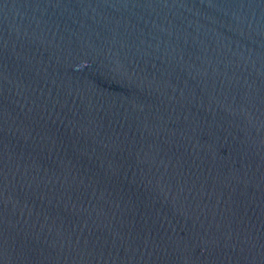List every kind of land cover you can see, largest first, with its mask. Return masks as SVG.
<instances>
[{
    "label": "water",
    "instance_id": "water-1",
    "mask_svg": "<svg viewBox=\"0 0 264 264\" xmlns=\"http://www.w3.org/2000/svg\"><path fill=\"white\" fill-rule=\"evenodd\" d=\"M0 264H264V0H0Z\"/></svg>",
    "mask_w": 264,
    "mask_h": 264
}]
</instances>
